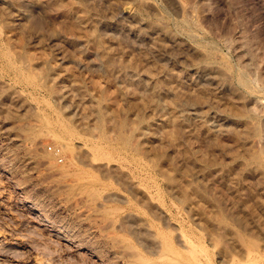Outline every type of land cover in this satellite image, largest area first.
Masks as SVG:
<instances>
[{"label": "rangeland", "instance_id": "obj_1", "mask_svg": "<svg viewBox=\"0 0 264 264\" xmlns=\"http://www.w3.org/2000/svg\"><path fill=\"white\" fill-rule=\"evenodd\" d=\"M261 165L264 0H0V264H264Z\"/></svg>", "mask_w": 264, "mask_h": 264}, {"label": "bare ground", "instance_id": "obj_2", "mask_svg": "<svg viewBox=\"0 0 264 264\" xmlns=\"http://www.w3.org/2000/svg\"><path fill=\"white\" fill-rule=\"evenodd\" d=\"M262 167H264V165H261ZM242 220V219H241ZM239 221V220H238ZM243 221V220H242ZM240 222V221H239Z\"/></svg>", "mask_w": 264, "mask_h": 264}]
</instances>
